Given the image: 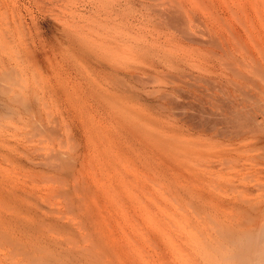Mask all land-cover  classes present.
Listing matches in <instances>:
<instances>
[{"label": "bare ground", "instance_id": "6f19581e", "mask_svg": "<svg viewBox=\"0 0 264 264\" xmlns=\"http://www.w3.org/2000/svg\"><path fill=\"white\" fill-rule=\"evenodd\" d=\"M136 3L133 0H126L125 10L121 9L129 14L130 12L136 13L132 14L140 16L142 19L149 18L150 20H147L150 22L152 19H156L167 30V35L171 38L166 41L180 46L183 53L177 56L165 52L161 57L155 56V59L149 60L150 64L147 69L142 71L135 70L136 67L133 70L130 64L127 66L122 63L128 67L126 68L121 62L118 64V61L110 60L113 65L117 63L123 67L121 69V66L110 67L109 65L113 72V77H111L118 85H121V87L115 85V88L117 87L116 94H118V87L120 91L124 88L128 93L127 95L121 93L124 97L132 94L131 96L134 95L139 99L144 96L147 98L146 101L150 100L151 105H148L151 107L149 109L151 108L154 113L172 116L175 114L174 118L180 117V119L177 118L178 121L177 119L174 121L173 118L174 123H172L175 125L177 121L176 125L170 126L168 130L160 127L151 128L148 133V145L144 146L143 151H139L144 168L140 172L142 177V180L139 179L141 180V182L139 181L140 186L139 183L138 185L136 183L135 186H139L140 195L134 191L132 196L124 195L125 201L122 200L123 203L125 202L133 208V210L127 208L129 211L126 214H130L132 211L135 214L134 216L130 214V219L126 220L128 222L133 220L134 227L132 222L131 225L128 224L132 226L128 227L129 230L121 227V230L127 229L126 233L124 230L121 232L125 235L123 238L126 237V241L123 243L122 240L121 244L119 239L123 238H120L121 235H117L120 233L116 234L118 228L116 231L114 229L122 225V223H117L119 217L116 215L119 213L114 212V209L115 211L117 209L116 205L120 204L116 203V208L112 209L113 198L120 200V196L116 197L118 195L116 192L112 194V191L117 189L115 182L122 183L125 192L129 190L130 186L132 188L133 183L129 185L127 182L129 180L125 181L127 178L123 176L125 174L121 175V168L128 167L126 166L128 162H125L127 159L126 150L134 152L133 145L131 146L129 141L134 142L133 139L138 135L132 128L126 137L123 133L124 125H121L120 127L123 129L118 126L111 138L108 139L107 145H104L106 162L109 163L107 167L115 165V167H108L107 171L112 169L111 173L115 172L118 176L114 174L112 176L110 173L111 177H108L107 174L106 180H98V176L97 180L91 178L92 180L89 181V174L87 172L88 176H86V171H84L85 166L87 167L84 165L87 152L83 153L87 151L86 148L83 152L80 151L81 154L71 157L68 156V153L67 156L60 154L54 150L55 146H53L54 149L51 152L53 155L49 156L51 162L44 164L49 170V172L47 171L49 175L52 172L56 176L53 178L54 176L51 175L53 178L51 180L56 185L53 184V186L55 185L53 187L52 181L50 182L49 189L51 186L52 188L46 189L47 193L49 192L47 196L60 197L61 195L63 197L60 199H63L64 207H61V200L60 207L64 208L67 217L71 214L73 220L74 216L79 220L78 223L74 221L83 229H81L83 231L82 239L77 233L78 239L81 244L82 241L88 243L86 245L83 243L82 247L79 244L78 247L79 242L77 243L76 239L77 246L74 245L75 238L73 237L76 236V232H70L73 230L74 224L70 227L72 220V222L67 220V223L71 222L69 226L66 224V220H64L65 224L62 223L61 216L65 217V213L54 216L51 214L53 211L42 212L39 209H35L32 214V228L35 232L40 233V242L48 241L56 251L47 252V248H42L39 242L36 245L31 243L29 246L17 242L14 235L16 232L19 233L21 227L25 225L22 217L23 209L20 204L22 199L29 194L23 196L25 193L21 190L22 188H17V185L9 179V168L6 163L9 164L15 158H12L13 154H11L12 151L15 152V148L12 149L11 140L18 135L21 136V134H17L19 130L13 122L18 121L16 119L23 115L24 111L31 109L33 103L31 98L22 94L19 78L15 77L11 82L9 77L11 72L6 70L0 73V245L18 248L24 255L25 264H43L46 260H52L55 264H117L114 263V259L108 257H120L116 251L122 250L125 243H127L126 253L124 251L118 253L126 257L127 264H264V36L258 30L255 32L256 36L252 37L251 35L254 31V18L259 17L258 20L261 24L264 23L262 22L263 14L261 15L264 9L262 10V6H260L261 3L264 4V0H200L199 5L196 4L199 12L191 6L187 8L186 3L177 0H163L162 2L159 0L156 5L145 4L142 0H139L138 5ZM133 5H137L139 9H134L136 7ZM78 10L80 12L78 15L85 18L90 26L100 25L106 19L104 0H86ZM137 17H133L132 20ZM56 26L52 23L50 25L52 41L56 42V35H59L60 40L76 52H92L98 48L99 42L107 43V37H104L102 28L94 30V27L88 26V30L97 32V38L94 41L76 37L77 31L74 30H72L74 32L71 30L68 32L69 30L61 29L57 32ZM100 26L104 27L103 24ZM25 28L29 35L34 34V29H37L34 24L31 26L30 23L26 24ZM260 29H263V25ZM229 31L230 39H233L232 43L235 45L234 48L230 43L232 39L229 41L226 37ZM4 32L2 34L4 35V45H20L19 33L10 28ZM6 40H9V44ZM125 43L122 46H125ZM149 43L140 45L135 51L141 55L153 56L156 54V47L153 42ZM107 45H110L109 40ZM110 61L104 60L103 62L111 64ZM100 64L97 63L99 66ZM6 66L7 63H1L0 68L5 69ZM101 66L104 68L102 64ZM118 67L120 69H117ZM188 67L191 71L186 70ZM164 69H170L169 71L172 70L175 73L174 81L163 85L160 82L161 84H158L160 86H156L155 83L159 82L157 80V82H152V85L155 84V88L146 89L148 85L151 86L150 81L157 77L161 78L159 75L170 74V72L165 74ZM186 75H188L187 78H190L188 80L198 79L200 82L194 81V84L197 85L191 86L192 84L189 85L191 82L184 79ZM110 84L113 88V83ZM111 92L115 93V91ZM179 93H183V96H180ZM118 95L115 98L111 93L110 97H113L110 98L111 102L108 100V103L113 104L117 99H120V95ZM131 96L126 98L130 99ZM180 97L183 99L177 101ZM96 99L101 105L103 104L101 97ZM103 100L105 101V99ZM121 100H117V102ZM98 102H96V106L99 105ZM108 103L107 106L109 105L111 108ZM112 109H114L113 112L117 111L115 107ZM108 110L110 111V109ZM35 118H33V122L36 125ZM169 118L165 120L168 122ZM119 120L120 118L117 121L118 124ZM124 120L122 119L123 122H125ZM166 121L164 122L166 123ZM40 122L38 126L34 124L32 126L40 128V124H42ZM159 124L156 123L161 126ZM43 125H45V129L48 124L44 122ZM51 127L50 129L56 133L57 128ZM167 127H169L168 124ZM48 128L49 125L45 129L46 133L43 134L47 137ZM44 129L40 128L39 130L43 132ZM34 131L36 132V129ZM39 132L37 130L36 134ZM8 133L11 134L8 135ZM8 136L11 138L9 139ZM53 137L52 139L49 137L50 139L47 140L54 141ZM55 137L57 144V134ZM38 139L40 140V138ZM105 140L106 136L103 138V141ZM43 141L46 142V139ZM85 144L83 145L86 146ZM30 151L32 154L28 152V156L30 154L34 156L38 152L33 148ZM137 151L134 152V155L137 154ZM39 152L41 153V151ZM16 153L18 154L17 151ZM39 155L41 157V154ZM45 157L48 161L47 153L43 160ZM29 158L33 159V157ZM121 159L123 160L120 161ZM36 160L35 163H38L39 160L43 164L42 158ZM17 161L19 162V160ZM41 169L40 174L42 172H45L44 175L47 174L44 169H42L43 171ZM37 171L39 170H35L36 174ZM38 177L40 176L38 175ZM41 177L43 179L40 181H43L45 176ZM110 179H114V183L110 182ZM46 180L48 181V179ZM70 183L71 186H69ZM113 184L116 187L115 190L112 189ZM110 189L111 191H109ZM27 196L25 198L29 197ZM121 206L123 207V205ZM122 207L121 209H124ZM125 211L126 209L124 213ZM126 214L125 216L128 217ZM115 217H118L117 220ZM106 220L119 225L112 226V228V223L110 222V224ZM104 221L105 224L102 223ZM106 222L110 224L109 228L111 227L113 232L110 231L111 229L108 230ZM102 224L105 225L103 226L105 231L102 229ZM63 229L68 230H66L69 233V235L66 234L67 239L69 236L71 238L67 240L63 237L64 241L66 240L67 245V242L72 243L71 248H68V245L65 252V249L62 250L65 247L59 246L55 237V233H59ZM131 229L137 231L133 232L137 237L130 232ZM46 234L54 237L44 238ZM138 242L139 247L135 245ZM61 250L64 255H61ZM123 257L116 259L117 262L120 260L118 264H123L122 262L125 261Z\"/></svg>", "mask_w": 264, "mask_h": 264}, {"label": "rangeland", "instance_id": "374dc122", "mask_svg": "<svg viewBox=\"0 0 264 264\" xmlns=\"http://www.w3.org/2000/svg\"><path fill=\"white\" fill-rule=\"evenodd\" d=\"M133 1H136L137 2L136 4L138 5L139 0H133ZM142 1L145 4H155L156 5L157 3H159V0H142ZM162 1L160 0V2H162ZM177 1L184 2L188 6L187 8H189L191 6L197 12H199L198 11L199 8H197L196 6L199 5L200 0H177ZM84 2H86V0H0V65H1V63H7V66L4 67L5 69L0 68V73L5 72L6 70H10L11 74L9 75V77H10L11 82H13V79L15 77H18L20 80V84L22 86V94H25L26 97H28L29 99L31 98V101L33 103V106H31V109L29 108V110L24 111L23 115H21L20 117H18L16 119L18 121L13 122L14 125L19 130L18 132L16 131L17 134H21V136L18 135L19 138H17L18 137L17 136L11 140V143H13L15 146L14 147L12 144V149L14 150V148H15V152L12 151L11 154H13L12 158L13 157H15V158H13V161L10 162L13 164L6 163L7 167L9 168V172H8L9 179L17 185L16 186L17 188H22L21 190L25 193V194H23V196H25L26 194H29L28 195L29 197L26 195L28 198H25L26 197L25 196L24 199H22L21 204H20L21 208L23 209V216L22 217L25 221V225L23 227H21V230L19 231V233L16 232L14 236H15V239L17 240V242L19 241L22 244H27L28 246L31 243H34L36 245L39 242V245L42 246V248H47L46 251L47 252L49 251V253L52 252L53 250L55 252L56 251L55 247L52 246L51 243H48V241L42 240L40 242L41 235H40V233H37L33 230V228H32L33 221L31 220V218H32V214L35 211V209H39L42 212L53 211V212H51V214H53L54 216H59V214L62 215L65 213L64 212L65 210H63L64 208H61V207H64V203H63L64 201H62L63 199L62 200L60 199V197H62L61 195H60V197L57 195L59 198L55 197V196L54 197H51L49 195H48L49 197L47 196V194L49 193V192L47 193V190H50L52 188L53 184H55L54 181L51 179L56 178V176L53 175L52 172H50L51 174L49 175V173H48L49 170L44 165L46 162H51L50 157H51V155H53L51 153L53 151L52 149L55 148L54 150H57V152H59L60 154H64L66 156L68 153V156L72 157V156H75L77 154H81L84 151V149L86 148L85 150H87V151L83 152V153L87 152L85 155V160H84V161H86V162H84V165H87V167L85 166L84 171H86L85 174H87V172H88L89 181L92 179L97 180L98 176L100 177V178L98 177V180H100V179L106 180L107 174L109 175L108 177H111L110 173L113 170L111 169V171H107V170H109V168L112 165H110V167L108 166L109 168L107 167V165H109V163L107 164V162H106L107 161V158L105 155V149L106 148H104V145H107L106 143L108 142V139L111 138V136L114 134V130H116L118 126H119L118 128L121 129L122 127H120V126L124 125L123 126L124 129L123 128L122 129H123V133L125 134L126 137H127V135H129V131H131L132 128L135 129V131L138 133V135L133 139L134 142L133 141H129V142H131V146L133 145L132 149L135 153L138 150L137 154L134 155V152L131 153L132 150L131 151L126 150V158L127 159L125 162H128L129 165L127 163H125V164H127L126 166H128L126 169H124V167H122V168L119 167L122 170V171L120 170L121 175L125 174L123 176H125L127 178L125 181L129 180V181H127V182H129L128 183L129 185L131 183H133L132 184L133 189L131 188V186L129 187V185H128V187H129L128 189L131 191V193H129L130 192L129 190H128L129 192L124 191V187H123L122 183L115 182V184L117 185V189L114 186V184L112 185V187H113L112 189H114V190L116 189L115 191H112V194H114L116 192V194L118 196H116V194H115V196L116 197L120 196L119 198L121 200V203H123L122 200L125 201L126 195L132 196L134 193H137V194L140 193L138 190V188L140 186V182L142 180L140 172H141V169L143 170V168H144V165H142V163H141L140 152L144 150V146L148 145V133H150L151 128L153 129L155 127H160V128H163L164 130H168V128H170V126H175L176 122L180 119V117H178L177 115L176 116L179 119L174 118L175 114H173V116H172L169 114H163V115L159 114L158 115V114L154 113L151 108L149 109V107H151V106H149V105H151V101L148 100L149 101V103H148V101H146L147 98L144 96L142 97V99L141 98L139 99L138 97H136L134 95H133L134 96L133 97V96H131L132 94L128 95V96H131V97H129L130 99L126 98L128 96L124 97V95H122V94L126 93L124 88L123 89L121 88L122 89L121 91L119 90V87L117 89L118 94H119V91H120V94L122 93L121 95L119 94L120 99H117V100H121V96L124 97V98L122 97V100L120 102H117V100L114 99V100H116L115 102L117 105L115 104V102L113 103L114 105L112 103H108V100H109V102H111L110 98L113 97V96L110 97L111 93H113L115 98L118 95V94H116V88L117 87L115 88V85L121 87V85L120 84L118 85V83L115 82V79L112 78L113 72H111V68H109V65H110V67H112V66H114V67L115 66H121L122 67L123 64H126L127 66H129L128 64H130L132 66L133 70L136 67L135 70L140 69L142 71V70L147 69V67L150 64L149 60H151V58L155 59L156 58L155 56L161 57L163 55V53H165V52L166 53L170 52L171 55L172 54L177 55V56L182 55L183 50L180 49V46L174 45L175 43L173 44V43L167 42L169 39H171L169 37V35H167L168 34L167 30L165 28H163V26H161L156 19H152V21L150 22L147 20L149 18L142 19V18H140V16L137 17V15L136 16L133 15L136 13L132 12L133 13L132 14L130 12V14H129V12L122 11V9L125 10L124 5H125L126 0H104V6L106 7V10H105L106 19L103 21L104 23L102 22L100 24V25L103 24L104 27L100 26L99 24L96 26H90L89 25L90 23L85 18H82L81 16L78 15V13H80L78 9H80V7H82V4ZM163 3H166V2H163ZM261 4H260V6H262L261 9L263 10L264 4H262V5ZM137 5H133L134 7H136L134 9L138 8ZM200 9H201V6H200ZM263 12H264V10H263ZM263 12L261 13V15L263 14L262 17H264ZM132 16L134 18L137 17V19H135L137 21L132 20V18H133ZM258 18L253 19L254 31H252L253 34L251 33L252 37H253V35L254 36L257 35V34H255L256 30H258L259 32L261 31L260 33L264 36V31H263L264 30V23L261 24V22L258 20ZM256 20L258 23L256 22ZM262 22H264V20H262ZM29 23L31 24V26H32V24H34L37 27V29H34V32L32 30V32L34 33V34L31 33L32 35H29L28 31L25 28L26 24H29ZM51 23L57 25L56 26L57 32H59V30H61V29L66 30V31L69 30L68 32H70V30H71V32L77 31L76 37L87 38L88 40L91 39L94 41H96L95 38H97V32L94 33V31L88 30V26L91 28L94 27V30L95 29L98 30L99 28H102L104 30L103 31L104 35H105L104 37H107V43L109 40L110 45H107V43H105V42H99V46L95 51L88 52V53L87 52H81V51L76 52L75 50L72 49V47H68L66 45V43H64V41L62 42V40H60V38L58 37L59 35H56V33H55V35L57 36V41L56 42L52 41V39L50 38L51 37V28H50ZM260 24H261V27L263 25V29H260L261 28ZM8 28L13 29L15 32L19 33V36L21 37L20 45H11L8 43L9 40H6L7 44H9V45H4V41H3L4 35H2V34L5 33L4 30L6 31V29H8ZM72 30H74V31H72ZM229 33H230V31H229ZM229 33H227L228 35H226V37L230 41L232 38L230 39L231 33H230V35H229ZM122 36H124V37H122ZM166 36L168 39L166 38ZM252 37H251V39H253ZM112 39H113V43L115 42L114 44L112 43ZM144 40H145V42H143ZM99 41H101V40H99ZM149 41H150V43H149ZM232 41H233V39L230 41L231 47L234 48L235 45H234V43H232ZM151 42H153L154 47H156L155 48L156 54H154L153 56H150V55L147 56V55H143V54L141 55V53H137L135 51V49H137L140 45H144V44L146 45V43L152 44ZM124 43H125V46H122V45H124ZM126 44H127V46H126ZM168 44H170L171 46ZM174 46H176V47H174ZM131 48H132V50H130ZM133 49H134V51H133ZM180 50H181V52H180ZM104 60H107V62L110 60H112V61L114 60V62L118 61V64H120V62H121V64L122 63L123 64L117 65V63H116V65H113L112 64L113 62L111 63V61H110L111 64H108L107 62H103ZM97 63H99V64L101 63L104 68H102L101 64H100V66L97 65ZM126 65H123V66L126 67ZM133 66H134V68H133ZM125 67H124V69H125ZM126 68H128V67H126ZM117 69H120V68L118 67ZM121 69H123V67ZM102 70H105V71L102 72ZM164 70H165V74H167L168 72H170V74L168 73L166 76L162 74L163 78H162V75H159V76H161L162 80H161V78L158 79L159 77H157L155 80L150 81L151 83H149V84H151V86L148 85L146 87V89L155 88L156 86H160V85H158L160 82H162V85H163L164 83L167 84V83H170V81L171 82L174 81L173 77H174L175 73L172 70L169 71L170 69H164ZM164 70H163V73H164ZM186 70L191 71L189 67H188V69L186 68ZM109 71H110V73H109ZM172 74H173V76H172ZM187 77H188V75H186L184 77V79H186L188 82H191L189 84V85L192 84L191 86H193L194 81L196 83L200 82L198 79H192V81H193V83H192V81L188 80L190 78H187ZM107 78L114 80V81L111 82V80H108ZM166 78L167 79L169 78V79L167 80ZM174 78H176V77H174ZM157 80L159 81L158 83H155L157 85L156 86H154L155 84L152 85V82H155V81L157 82ZM109 82L113 83V86H114L113 88L111 86L112 84H110ZM195 84H194V86L197 85V84L196 85ZM112 89H115V90H112ZM111 91H115V93L111 92ZM96 94H97V96H94ZM127 94L128 93H126L125 95H127ZM182 94L179 93L180 96ZM100 97L102 98V100L101 99L100 100L103 101V104L105 105L104 106L102 104L104 107L100 104V102H98L99 100L97 101V99H96V98L99 99ZM103 99H105V101ZM182 99L183 98L180 97V98H178L177 101L182 100ZM111 100L113 101V99H111ZM96 102H98L100 107H99V105L96 106V104H97ZM124 102L126 105L124 104ZM107 103L111 105V108H109V105L107 106ZM118 104H119V106L121 105L119 110H118V107H119ZM142 106L146 110L144 108L142 109L141 108ZM106 107H108L107 111H105ZM112 107L113 108L115 107V110L117 109V111L113 112L112 110H114V109H112ZM108 109H110V111H112L113 113L110 112ZM95 110H97V111L95 112ZM138 111H140V112H138ZM124 112L126 115L124 114ZM121 117L123 120L125 117V120H124L125 122L122 121ZM33 118H35V121H37V122L39 121V119H41L40 120L41 122L39 121L40 123H42V124H40L41 129H44L45 125H43V124H44V122L45 123L47 122V124L49 125L48 130L50 133V134L47 133L48 137L46 135H43L46 133L45 129H47L48 125H46L47 127L44 129L45 131L43 130V132H44L43 133L41 130H39L40 128H38V127L35 128L34 126H32L34 124ZM119 118H120V120H119L120 122L118 124L117 121ZM168 118H169V121L167 122L166 120H168ZM173 118H174V121H175V119H177V121L175 122V125H173V123H174ZM121 121L123 124L121 123ZM152 121H154V122L152 123ZM164 121H166V123ZM37 122H36V125L38 126L39 122L38 123ZM162 122H163V124H162ZM115 123H117L118 125L116 124L117 125L116 126ZM156 123H158V124L160 123L161 126H163V127L156 125ZM167 124L169 127H167ZM50 127L51 128L54 127L53 129L57 128V130H56L57 132L55 133V131L50 129ZM17 129H14V130H17ZM35 129H36V132L35 131L34 132H35L36 136L34 135V132H33V130H35ZM37 130L40 131L38 133L39 136H40V133H41V136L43 135L42 139H41V136L40 137L37 136L38 135V134H36ZM51 130H52V132H50ZM79 132H81V133L79 134ZM10 134L11 133H8V135H10ZM56 134L58 136L57 144L55 142L57 139L55 137ZM53 135H54V137H53ZM105 136H106V140L103 141V138ZM43 137H46V138H43ZM49 137H51V139L53 137V139H54V141L50 140V142L51 141L53 142V143L51 142V144H50L49 140H47ZM140 137L143 138V140H140L141 139ZM8 138L10 139L11 137L8 136ZM38 138H40V140ZM45 139H46V142L43 141ZM36 141H37V143H36ZM83 144H85L86 146H84ZM141 145H142V147H141ZM28 146H30V147L28 148ZM34 146L37 148H35ZM53 146H55V147L53 148ZM82 146H83V148H82ZM27 148H28V150H27ZM32 148L38 150V152L36 151L37 153H35V151H33L35 153V155H34L35 157L33 155H31L32 151H30V150ZM135 148H137V149H135ZM19 150L21 151L20 152L21 154L19 153ZM16 151L18 152V154L16 153ZM39 151H41V153ZM80 151H82V152H80ZM23 152H25V153H23ZM28 152L31 153L30 156H28V154H27ZM46 153H47V156L49 158L48 161L46 160L47 159L46 157H45V160H43L44 156H46ZM37 154H38V156H37ZM39 154H41V157ZM29 157H33V159H31ZM39 158H42L41 161H43V164H42L38 160V163L40 164L39 166L43 165L41 167L38 166V163H35V162H37L36 159H39ZM30 159H31V161H30ZM34 159H35V161H32ZM17 160H19V162ZM122 160L123 159H121L120 161H122ZM33 162L37 165H35ZM89 162H90V164H89ZM91 165L95 168V171ZM104 165H106L105 166L106 168L104 167ZM32 166H34L35 170H39V171H37V174H36L35 170H33L34 168H32ZM113 166L115 167V165H113ZM129 166L130 167L132 166V167L130 168ZM41 168L44 169V171H46L47 174L44 175L43 173H45V172H42L40 174ZM123 170H124V172H123ZM94 172H96V173H94ZM142 173H143V171H142ZM35 174L37 175V177H38V175L40 177H38V179H37ZM60 174L62 175V172H60ZM88 174L86 176H88ZM98 174H100V175H98ZM111 174H112V176H113V174L117 175V173H115V172L114 173L112 172ZM46 175H49L50 178L48 176L46 177ZM51 175H52V177L53 176L54 177L52 178ZM32 176H34L35 178ZM41 176H45V179L43 181H40V179L41 180L43 179ZM46 179H48L49 182ZM139 179H141V180H139ZM34 180L38 181V182H35ZM47 182H48V184H47ZM110 182L114 183V179H110ZM136 183H137V185L139 183V186H137V185L135 186ZM46 184H47V187H46ZM50 184L52 186L49 189ZM55 185L53 187H55ZM71 185L72 184L70 183L69 186H71ZM125 185H126V182H125ZM137 190H138V192H137ZM109 191H111V189ZM49 198H50V200H49ZM113 199L115 201L113 200L114 204L112 203L113 207L112 206L111 207H112V209H114V207L116 208V206H117V209H116L117 212L115 211V209H114V212L116 214H118V213L120 214V215L119 214L116 215L120 219L118 217H115V219L117 220V218H118L117 223L118 222H119V224L122 223V225H120V227H119L118 226L119 224L116 225L113 222L108 221L110 219H108L106 221H108L109 223L110 222L112 223L111 227L112 226L115 227V225L118 226V227L114 228L115 231L118 228L117 229L118 231L116 232V234L120 233L117 235H119V236L121 235L120 238H123V236H125V235L122 234L121 232L124 229L121 230V227L127 228L129 230V228H131L134 225V223L132 222L133 220H130L129 222L127 220L130 219V216H129L130 214H133L132 216H134L135 213H133V211H132L130 214H126V212L129 211V209L133 210V208L130 205H127V203H125V202L123 204H121L120 200L118 198L116 199L114 197ZM60 200L62 201L61 207H60ZM116 200H117V202H116ZM109 202H108V204L110 206ZM116 203L123 205L124 209H121L122 206L120 207V205L118 206V205H116ZM127 208H129V209H127ZM125 209H126V211L124 213ZM121 210H122V213H120ZM125 214L128 215V217H126ZM69 215H71V214H69ZM69 215L67 217V215L65 213V217L67 219H64L65 218V217H63L64 215L61 216L62 223L65 224L64 220H66V224H68V226L72 221L73 222L77 221V223H78L79 220L75 216H74V220H73V215H71L72 219H71V216H69ZM109 218H110V216H109ZM121 219H122V221H121ZM67 220H69V221L72 220V221L70 223H67ZM124 220H126L127 222ZM73 222L70 224V227L72 224H74V226H73L74 228L72 227L73 230L70 229L71 230L70 232H72V231L76 232L77 237L74 236L75 234L74 235L72 234L74 236V237L73 236L72 237L75 238L74 245L77 246V243L79 242L78 247L80 245H81L80 247H82V246H84V245H82L84 242L81 240L82 244L80 243V239H78V235H80L81 236L80 238L82 239V236H83L82 230L83 229L80 228L78 226V224H76L75 222L73 223ZM131 222H132V226H129V225H131ZM102 223L105 224V221ZM109 223L107 224V222H106V224H107L106 227H108V230L111 229L110 231L113 232L114 231L112 229L113 227L109 228V226L111 224V223L110 224ZM75 224H76V227H75ZM104 224H102V229L105 231V227H103V226H105ZM77 227H79V228L76 229ZM127 229L124 230V233L127 232ZM66 230L67 229H63V230H61V232H59V233L56 232L57 234L55 233V237H56V240L59 242V246L61 245V247H63V246L65 247L62 249V250L65 249L64 252L68 248H71V244H72V243L67 242L69 245L68 246L65 242L66 240L64 241V238L67 239V235H69V233H67ZM96 231H98V230H96ZM135 231H132V229H131L130 232L133 235H135L134 234ZM77 233H79V234L77 235ZM85 233H86V230L84 231V236H85ZM47 235L48 234H46L44 236V238H47V237L53 238L54 237L52 235L51 236H47ZM69 237L67 240L71 239ZM76 239H77V243H76ZM122 240L124 243V241H126V237H124L121 240L119 239L121 244H122ZM87 243L88 242H86L84 244L86 245ZM34 244H32V245H34ZM126 244L127 243H125V245L123 244L122 250L119 249L116 251V253L118 255H120V257L114 258L111 256L108 258L112 259V260L114 259L113 260L114 263L116 262L118 264V262L120 260H118V262H117L116 259H119V258L121 259V257H123V256H121L123 254H120L122 251H124V253H126V250H127ZM138 244H139V242L137 244L135 243V245L137 247H139ZM67 246H68V248H67ZM62 250H61V255L64 253V252L62 253ZM118 252H120V253H118ZM123 258L122 259L125 261L122 260L123 261L122 263L127 264L126 263V257H123ZM24 260H25L24 255L22 254V252H20V250L18 248L0 245V264H25ZM43 264H55V263L52 260H49V261L46 260V261H44Z\"/></svg>", "mask_w": 264, "mask_h": 264}]
</instances>
